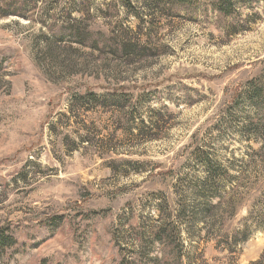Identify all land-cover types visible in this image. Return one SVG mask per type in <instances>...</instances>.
I'll return each instance as SVG.
<instances>
[{
	"label": "rangeland",
	"instance_id": "obj_1",
	"mask_svg": "<svg viewBox=\"0 0 264 264\" xmlns=\"http://www.w3.org/2000/svg\"><path fill=\"white\" fill-rule=\"evenodd\" d=\"M154 3L0 0V264L264 259V0Z\"/></svg>",
	"mask_w": 264,
	"mask_h": 264
},
{
	"label": "trees",
	"instance_id": "obj_2",
	"mask_svg": "<svg viewBox=\"0 0 264 264\" xmlns=\"http://www.w3.org/2000/svg\"><path fill=\"white\" fill-rule=\"evenodd\" d=\"M155 2L156 3H154V6L157 11L165 9L167 4H170V10H173L174 7H176V4L185 7V10L192 9L193 5L195 4L197 7L203 8L204 15H208L212 11L215 14L225 17V15L227 16L232 14L233 11H230L229 8L231 7L232 9V7H235V3L237 2V0H205L204 3H202V1L200 0H155ZM175 14L176 16L179 15V13L177 12ZM207 168L208 179H210L211 177H213V173L209 170L208 166ZM201 194L202 196H206L205 188L202 189ZM160 236L162 237V235ZM16 245V240L6 236L4 233H0V254L5 253L7 250L14 248ZM263 260H261L258 264L263 263Z\"/></svg>",
	"mask_w": 264,
	"mask_h": 264
}]
</instances>
